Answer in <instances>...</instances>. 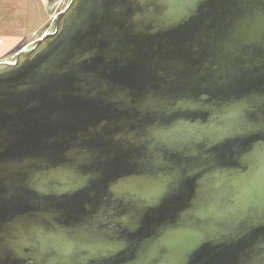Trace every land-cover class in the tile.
Instances as JSON below:
<instances>
[{"label": "water", "instance_id": "water-1", "mask_svg": "<svg viewBox=\"0 0 264 264\" xmlns=\"http://www.w3.org/2000/svg\"><path fill=\"white\" fill-rule=\"evenodd\" d=\"M0 264H264V0H68L0 61Z\"/></svg>", "mask_w": 264, "mask_h": 264}, {"label": "crops", "instance_id": "crops-1", "mask_svg": "<svg viewBox=\"0 0 264 264\" xmlns=\"http://www.w3.org/2000/svg\"><path fill=\"white\" fill-rule=\"evenodd\" d=\"M57 5L62 0H53ZM47 0H0V27H45L49 18ZM34 29V28H33ZM0 58L22 41L23 36H0Z\"/></svg>", "mask_w": 264, "mask_h": 264}, {"label": "rangeland", "instance_id": "rangeland-1", "mask_svg": "<svg viewBox=\"0 0 264 264\" xmlns=\"http://www.w3.org/2000/svg\"><path fill=\"white\" fill-rule=\"evenodd\" d=\"M68 0H62L59 5L56 4L53 0H47L48 11L49 13H54V16L49 18V21L45 27H0V36L4 35H14V36H23L22 41L16 44L7 55L0 58V61L6 60L14 56L16 53L21 51L26 45L35 41L39 37L43 36L44 33L49 29L53 18L65 8ZM34 28V29H33ZM3 39V37H0Z\"/></svg>", "mask_w": 264, "mask_h": 264}]
</instances>
